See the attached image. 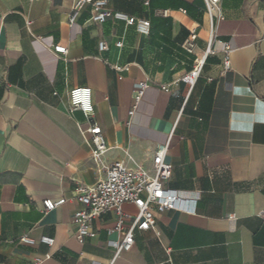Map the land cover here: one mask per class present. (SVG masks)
Here are the masks:
<instances>
[{
  "label": "crops",
  "instance_id": "obj_1",
  "mask_svg": "<svg viewBox=\"0 0 264 264\" xmlns=\"http://www.w3.org/2000/svg\"><path fill=\"white\" fill-rule=\"evenodd\" d=\"M73 2L0 0V264L112 259L111 242L123 235L108 231L113 209L92 219L95 235L81 242L70 223L83 208L76 187L105 173L79 131L91 122L108 146L103 164L130 157L150 168V153L169 138L165 186L181 199L177 208L155 210L154 228L136 230L113 264H264V0H219L211 15L205 0H107L108 9L147 19V34L121 20L90 21L89 5L70 24ZM211 23L217 41L188 98L177 85L161 89L192 68ZM193 28L191 53L182 43ZM56 44L65 54L53 51ZM140 81L149 86L135 102ZM77 86L92 91L90 117L70 110ZM46 198L65 202L45 212ZM122 210L131 216L126 228L136 208Z\"/></svg>",
  "mask_w": 264,
  "mask_h": 264
},
{
  "label": "built area",
  "instance_id": "obj_2",
  "mask_svg": "<svg viewBox=\"0 0 264 264\" xmlns=\"http://www.w3.org/2000/svg\"><path fill=\"white\" fill-rule=\"evenodd\" d=\"M219 0H205L206 11L211 15L216 10V3ZM107 0H74L71 5L68 22L72 24L81 9L85 5L90 6V21L100 23L107 18L121 20L127 26H134L135 30L141 34L149 32L150 23L147 19H139L129 16L119 11L108 9ZM221 19V16H218ZM195 29H190L182 46L193 53L196 39ZM216 40V23L210 24L207 46L204 51L194 54L192 68L167 85H161V89L167 91L171 84L179 86V94L185 101L197 78L201 74L204 63L208 55L212 53V45ZM121 45V41L117 42ZM99 50L106 49L105 42L98 44ZM53 51L57 54H65L66 48L63 45H53ZM231 66V49L228 45L223 48L222 67L223 70ZM116 71L127 70L128 66H112ZM149 86L148 81H140L134 87V101L141 98L145 88ZM70 110H80L90 117L93 113L92 91L86 86L73 87L69 91ZM79 131L85 145L89 150V158L97 165L104 168V177L91 185L79 184L75 189V199L79 201L83 208L75 211L70 219V223L75 227V236L78 241H82L85 236L93 237L95 235L91 228V221L101 213L113 209L117 215V220L109 232H122V238L119 241L111 242L114 248V255L108 264H113L115 259L122 251L131 249L134 243L136 230H147L154 228V211L163 212L168 209L179 207L181 199L177 192L165 186L166 181L171 175V164L166 160L168 152L169 138L157 144L150 153V168H144L138 165H131V158L126 160H116L111 163L103 164V156L108 150L103 137L101 127L91 122L86 128L80 126ZM65 202L64 198L52 200L46 198L42 201L45 212L51 211ZM124 203H131L136 208V213L132 217L128 227H124V220L131 216L122 210ZM158 234V232H157ZM20 240L26 243H32L33 240L27 235L21 236ZM40 241L47 245L53 244L50 237H41ZM34 264H40L35 261Z\"/></svg>",
  "mask_w": 264,
  "mask_h": 264
}]
</instances>
